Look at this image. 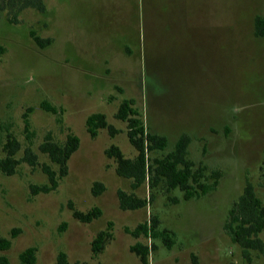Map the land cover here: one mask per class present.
<instances>
[{
    "label": "rangeland",
    "instance_id": "obj_1",
    "mask_svg": "<svg viewBox=\"0 0 264 264\" xmlns=\"http://www.w3.org/2000/svg\"><path fill=\"white\" fill-rule=\"evenodd\" d=\"M43 3L44 13L24 10L14 23L0 10V158L8 134L20 144L17 159L29 148L39 164H49L38 150L46 135L62 143L70 130L80 143L67 175L48 194L30 195V185L47 183L40 167L21 163L11 176L0 172V237L17 232L0 254L9 264H20L29 247L36 250L34 264H54L59 252L71 263L140 264L129 252L139 242L156 246L149 264H190L192 255L196 264H264L255 253L243 258L223 229L246 181L264 205V37L253 34L264 0ZM30 31L50 44L37 47ZM123 99L134 101L147 129L167 138L168 150L188 135L189 158L220 172L216 190L183 201L179 190L159 186L144 208L120 210L116 192H132L130 181L116 176L104 150L115 144L126 157L135 155L125 124L113 117ZM92 113H103L119 133L110 138L101 130L90 139L84 122ZM96 181L105 186L98 197L90 193ZM133 192L150 194L147 184ZM69 202L82 212L98 207L102 215L80 223ZM152 216L158 229L173 234L170 249L124 231ZM107 222L112 239L94 257L90 242Z\"/></svg>",
    "mask_w": 264,
    "mask_h": 264
},
{
    "label": "trees",
    "instance_id": "obj_2",
    "mask_svg": "<svg viewBox=\"0 0 264 264\" xmlns=\"http://www.w3.org/2000/svg\"><path fill=\"white\" fill-rule=\"evenodd\" d=\"M34 10L38 13L45 12L43 0H0V10H6L10 23L16 22V17L24 10ZM253 34L256 38L264 37V16H256L253 23ZM29 36L39 48H45L50 44L49 39L38 37L33 31ZM44 107V106H43ZM47 112L55 114V110L45 106ZM114 119L125 124L127 142L134 150L132 158L126 157L122 150L115 144L109 145L104 150V155L114 163V172L117 177L130 181L132 192L117 190L116 197L118 207L122 211H135L144 208L154 200L153 191L159 186L166 193L179 190L183 201L199 199L214 192L219 184L221 174L217 170L208 171L206 166L196 164L189 158L188 147L190 137L180 135L170 150L165 136L151 132L144 125L140 113L131 99H123L116 109ZM25 127L28 128L27 116H24ZM85 130L90 139L97 137L99 131L104 130L110 138H114L119 131L113 127L103 113H92L84 122ZM80 140L70 130L67 131L62 143H58L48 134L39 145V152L45 156L49 164H39L36 154L29 148L24 150L23 157L17 159L16 154L20 149L19 142L10 134L2 145L3 157L0 158V172L5 176L15 174L16 168L21 163L29 167H40L45 174L47 183L43 185H30V195L48 194L54 191L59 182L67 175L68 160L79 148ZM54 166L55 170L51 167ZM147 184L150 194L148 198H140L133 191ZM105 191L101 182H93L90 193L94 197L100 196ZM175 205L178 198H169ZM72 217L80 223L89 224L101 217L102 211L98 207L82 212L76 210L72 203H68ZM159 221L152 216L147 221L137 224L133 229L125 228L126 234L133 239L139 237L151 240L159 239L166 249L173 245V234L166 229H158ZM65 225L61 226L64 229ZM223 229L229 237L230 243L237 247L247 261L249 255L255 253L264 259V205L257 196L253 185L246 181L241 194L230 206ZM113 224L107 222L105 228L100 230L90 242L91 254L97 257L105 245L112 239ZM17 232L10 233L9 238L0 237V252L10 249L11 241ZM154 244L145 245L135 243L129 246V252L133 254L140 264H149L150 252L155 251ZM35 248L29 247L19 254L20 264L35 263ZM0 264H9L5 255L0 254ZM54 264H79L69 262L64 252H59ZM190 264H196L194 255L190 258Z\"/></svg>",
    "mask_w": 264,
    "mask_h": 264
}]
</instances>
